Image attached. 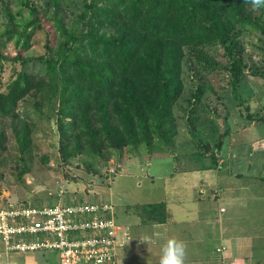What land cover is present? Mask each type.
<instances>
[{"label": "trees", "instance_id": "trees-1", "mask_svg": "<svg viewBox=\"0 0 264 264\" xmlns=\"http://www.w3.org/2000/svg\"><path fill=\"white\" fill-rule=\"evenodd\" d=\"M50 2L47 17L55 27V44L47 45L46 56L13 58L22 62L21 69L0 88V148L6 146L9 127L20 159H28L21 174L30 169L39 120L56 125L59 153L66 160L82 153L104 156L107 148L169 142L180 130L179 120L199 112L206 90L215 92L211 74L225 72L234 85L242 81L248 68L244 30L251 26L264 35V4L256 7L251 0H85L81 11L60 0ZM22 4L35 13L21 31L29 46L30 37L43 30L38 20L43 8L29 0ZM61 11L72 17L67 21ZM251 71L262 74L259 68ZM27 95L35 98L32 108L20 111ZM223 140L221 134L216 150ZM204 147L207 151L210 145ZM210 158L215 165V152ZM78 201L94 200L61 203ZM128 207H136L143 223H162L169 216L164 201ZM113 213L118 220L116 209Z\"/></svg>", "mask_w": 264, "mask_h": 264}, {"label": "rangeland", "instance_id": "rangeland-1", "mask_svg": "<svg viewBox=\"0 0 264 264\" xmlns=\"http://www.w3.org/2000/svg\"><path fill=\"white\" fill-rule=\"evenodd\" d=\"M29 1L31 5L43 8L38 14V20L44 27L42 32L30 37V45L25 46L24 42L27 38H24L26 35L21 31L31 18L35 17V13L31 12L29 6L22 4L23 0H0V55L4 58L0 61L2 90L21 69L22 62L14 61L13 58L19 55L46 56L49 54L47 45H54L56 42L55 27L47 17V11L52 3L50 0ZM84 1L60 0V3L70 10L81 11ZM55 10V7L50 9V11ZM60 13H63L66 20L72 17L71 13L64 11ZM9 29H12V32ZM241 39L248 66L242 81L234 85L229 81L230 75L225 72L217 71L216 74L215 72L211 74V83L215 92L206 90L202 102L198 103L199 112L190 118L185 116L179 120L181 124L179 132L167 143L107 148L104 156L82 153L66 160L59 153L56 125L52 123L49 125L46 121L39 120L32 133L33 159L29 162L30 169L21 174L25 163L28 164V159H20L12 131L8 127L6 146L0 148V208L19 204L21 201L48 204L50 201L68 202L78 199L106 200L114 206L119 222L124 225L126 215L136 213V207L129 208V205L166 200L172 203L170 210L177 214L184 209L176 206L178 202L194 198L197 194L198 187L195 188V192L190 190L188 183L192 180L188 174L195 176L196 178H192L196 182L198 177L203 178L202 175L199 176L200 172L203 173L202 170L197 174L190 170L196 166L195 161L198 160L202 167H207L206 170L209 171L221 169L218 167L222 158L219 159L217 154L224 153V156H227L226 161L232 162L235 152L231 151L228 154L227 148L230 147L232 150L235 146L241 145L251 150L247 160L251 162L247 167L248 171L253 173L252 176L256 177V180H262L264 178V35L248 26ZM217 59L226 60L220 55ZM253 68H259L262 74H254L251 71ZM34 101L32 95H27L25 100L20 102L19 110L32 108ZM209 118L214 121L207 123ZM205 122L206 126L201 125ZM1 130L3 126L0 125ZM221 134H224L225 147L218 151L216 143L220 140ZM206 144L210 145L207 151L204 147ZM201 151L203 154L205 151L208 153L202 156L199 154ZM214 152L217 158L215 165L210 158ZM229 166L231 167L230 164ZM226 170L225 172H229L231 169ZM261 175L262 177H258ZM188 190L191 192V197L186 194ZM200 190L205 194L204 189ZM257 191L258 188L257 196H264V186H260ZM190 202L192 204V200ZM125 229L128 230L126 227ZM125 241L126 245L132 242L130 232L129 238ZM117 248L120 253L123 244Z\"/></svg>", "mask_w": 264, "mask_h": 264}, {"label": "crops", "instance_id": "crops-1", "mask_svg": "<svg viewBox=\"0 0 264 264\" xmlns=\"http://www.w3.org/2000/svg\"><path fill=\"white\" fill-rule=\"evenodd\" d=\"M243 146L227 148L228 154L235 152L232 162L226 161L224 153L217 154L222 158L221 169L209 171L201 163L190 169L195 174L202 170L199 176L203 178L196 182V177L188 174L190 190L198 188L194 198L176 205L184 208L180 209L182 214L172 212V203L166 200L169 216L165 222L143 223L136 213L125 214L123 223L132 242L121 248L116 264H156L159 249L169 238L184 243V264H264V196L256 195V189L264 186V178L258 181L248 171L251 150ZM133 235L151 239L147 244ZM0 264H59V256L55 251H7L0 237Z\"/></svg>", "mask_w": 264, "mask_h": 264}, {"label": "built area", "instance_id": "built-area-1", "mask_svg": "<svg viewBox=\"0 0 264 264\" xmlns=\"http://www.w3.org/2000/svg\"><path fill=\"white\" fill-rule=\"evenodd\" d=\"M107 201L10 204L0 208V237L7 251H55L59 264H116L129 232Z\"/></svg>", "mask_w": 264, "mask_h": 264}, {"label": "clouds", "instance_id": "clouds-1", "mask_svg": "<svg viewBox=\"0 0 264 264\" xmlns=\"http://www.w3.org/2000/svg\"><path fill=\"white\" fill-rule=\"evenodd\" d=\"M251 2L256 7L260 6L261 4H264V0H251ZM133 236L139 237L140 241H144L147 244L150 242L151 239L148 235H145L143 237L139 235ZM184 257V243L174 238H169L161 245L156 264H184Z\"/></svg>", "mask_w": 264, "mask_h": 264}]
</instances>
